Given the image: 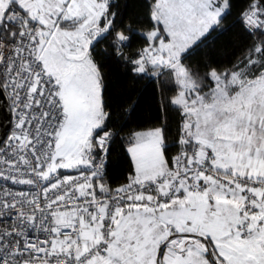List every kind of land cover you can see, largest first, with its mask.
<instances>
[{"label":"snow or ice","instance_id":"1","mask_svg":"<svg viewBox=\"0 0 264 264\" xmlns=\"http://www.w3.org/2000/svg\"><path fill=\"white\" fill-rule=\"evenodd\" d=\"M233 6L148 0L125 25L118 0H0V264H264V0L229 26ZM236 25L231 61L192 62ZM107 61L158 86L174 133L121 137Z\"/></svg>","mask_w":264,"mask_h":264},{"label":"trees","instance_id":"2","mask_svg":"<svg viewBox=\"0 0 264 264\" xmlns=\"http://www.w3.org/2000/svg\"><path fill=\"white\" fill-rule=\"evenodd\" d=\"M246 0H233V9L227 24L233 25L241 9L245 6ZM120 5V19L125 25L138 24L147 18L148 0H118ZM214 42L209 47L204 48L199 56L193 58V63L201 62L205 56L218 64H227L241 50L243 46L250 43L248 37L243 33L239 25L231 27L224 33H214ZM105 73L108 77V103L113 113V121L117 128L124 127L121 132L123 137L130 129H139L145 126L151 127L165 118L169 127L175 131V115L172 112L166 114L160 107L161 99L158 86L148 80L132 81L126 79L122 73L123 69L112 61L105 64ZM165 94L171 95L165 88ZM135 105V110L129 118L128 114L121 108V105ZM171 142V137H170ZM128 161L124 155L120 140L111 149L109 167L107 170L108 178L113 186L122 182L127 174Z\"/></svg>","mask_w":264,"mask_h":264},{"label":"water","instance_id":"3","mask_svg":"<svg viewBox=\"0 0 264 264\" xmlns=\"http://www.w3.org/2000/svg\"><path fill=\"white\" fill-rule=\"evenodd\" d=\"M7 115V111L5 110L3 113H0V118H3V116ZM3 132V129H0V133Z\"/></svg>","mask_w":264,"mask_h":264}]
</instances>
